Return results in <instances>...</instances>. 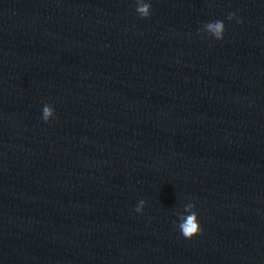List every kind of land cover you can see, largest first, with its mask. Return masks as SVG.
Listing matches in <instances>:
<instances>
[{
	"label": "water",
	"instance_id": "obj_1",
	"mask_svg": "<svg viewBox=\"0 0 264 264\" xmlns=\"http://www.w3.org/2000/svg\"><path fill=\"white\" fill-rule=\"evenodd\" d=\"M0 264H264V0H0Z\"/></svg>",
	"mask_w": 264,
	"mask_h": 264
}]
</instances>
